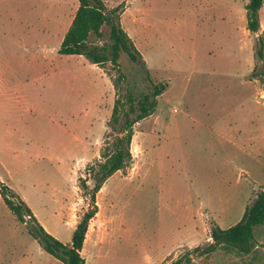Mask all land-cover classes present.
Wrapping results in <instances>:
<instances>
[{"label": "rangeland", "instance_id": "1", "mask_svg": "<svg viewBox=\"0 0 264 264\" xmlns=\"http://www.w3.org/2000/svg\"><path fill=\"white\" fill-rule=\"evenodd\" d=\"M123 6L122 28L154 81L166 86L135 125L133 163L97 194L86 264H172L213 242L264 191V91L251 77L257 35L249 0H103ZM79 0H0V188L68 245L91 209L82 180L113 148L108 121L118 71L60 53ZM264 36V5L260 10ZM109 41V28L103 29ZM127 84L149 86L120 59ZM249 255L217 248L191 264H264V226ZM0 264H62L0 195Z\"/></svg>", "mask_w": 264, "mask_h": 264}, {"label": "trees", "instance_id": "2", "mask_svg": "<svg viewBox=\"0 0 264 264\" xmlns=\"http://www.w3.org/2000/svg\"><path fill=\"white\" fill-rule=\"evenodd\" d=\"M79 1L80 8L62 42L60 53L67 56H85L95 65L111 62L119 74L114 84L116 99L108 121L110 137L116 135L113 148L104 153L105 161L94 174V186L90 188L85 180H82V188L91 200V209L84 213L77 225L72 242L65 245L39 224L31 209L12 189L5 185L0 188L1 197L17 220L28 227L30 234L39 241L45 252L57 258L62 264H86L82 250L89 223L98 214L97 194L110 177L124 171L133 163L131 144L135 125L155 113L158 99L166 91L165 85L151 77L141 53L122 28L121 15L124 7L109 8L103 0ZM263 5L264 0H249L246 12L247 28L252 34L257 35L256 65L251 77L261 82L264 91V36L259 35L260 10ZM105 27L109 28V41H105L103 31ZM123 54L128 56L133 65L140 67L141 80L149 82V86L138 91L133 84L128 83L127 86L124 84L127 76L119 62ZM261 226H264V191H261L246 208L242 219L236 225L228 229L215 227L211 236L212 243L187 252L172 264H191L192 257L209 255L219 247L228 252L236 251L249 255L255 248V230Z\"/></svg>", "mask_w": 264, "mask_h": 264}]
</instances>
